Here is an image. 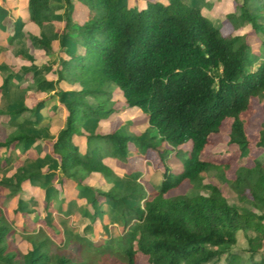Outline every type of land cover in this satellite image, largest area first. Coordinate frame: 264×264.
<instances>
[{"label": "trees", "instance_id": "1", "mask_svg": "<svg viewBox=\"0 0 264 264\" xmlns=\"http://www.w3.org/2000/svg\"><path fill=\"white\" fill-rule=\"evenodd\" d=\"M8 5L0 0V49L24 59L29 48L23 50L20 36L2 23L1 8ZM238 9L227 14L234 31L225 35L189 0H28L24 38L43 52L53 45L59 49L57 68L52 69L53 63L44 68L56 79H41L37 89L55 85L51 97L64 107L65 124L45 141L40 126L46 103L32 101L19 86L22 78L36 73L16 72L0 59V97H9L14 107H0V114L16 121L15 129L0 139V167L15 157L24 160L14 181L0 179V197L19 196L18 215L28 191L40 189L47 218L71 214L73 201L84 199L93 213L82 216V231L119 210L127 231L120 236L124 264H139L140 258L147 264H264V162L242 163L252 155L248 120L253 101L264 95V0H243ZM60 23L57 39H50L47 28ZM246 26L261 38L263 52H253L247 33L240 32ZM14 96L21 97L19 102ZM121 100L130 111L145 114L149 137L135 133L127 121L104 134L85 129L90 122L118 116ZM52 107L49 119L57 116L58 107ZM227 119L232 121L228 150L237 151L241 161L233 180L226 177L230 162L205 154ZM258 136L256 147L264 149V121ZM164 143L191 148L176 150L182 171L166 168L152 192L139 180L141 170L122 176L113 170L111 163L145 157L151 149L165 161L172 151L160 149ZM95 172L100 180L92 178ZM212 174L231 185L237 203L210 182ZM184 183L191 185V193L172 194ZM107 225L103 220L102 226ZM13 230L0 209V264H76L71 253L53 256L48 237L37 244L29 238L32 247L21 256L7 240ZM240 231L246 245L236 252Z\"/></svg>", "mask_w": 264, "mask_h": 264}, {"label": "rangeland", "instance_id": "2", "mask_svg": "<svg viewBox=\"0 0 264 264\" xmlns=\"http://www.w3.org/2000/svg\"><path fill=\"white\" fill-rule=\"evenodd\" d=\"M235 1H237L236 4ZM242 1L243 0H233V6L236 7L235 10L237 13H239L238 6L242 3ZM8 2V7L1 8L5 13L2 23L7 26L9 31L20 36L19 44H21L20 46L22 49L24 50L29 48V50L24 52V59L26 61H22L24 59L21 56L16 55L15 57L10 50L2 51L3 49H0L2 51H0V59L5 60L6 64H9L16 72H19L22 69L26 71L29 69L28 71L36 73L35 76L34 74L31 76L30 73L27 78H22L19 82V86L20 90L24 91L23 93L28 94V97L33 96L32 101L36 102L40 99L45 101L47 108L45 111L46 117L41 123L40 131L44 140L50 141V139L56 136L58 130L65 124V111L64 107L59 104L57 96L51 97L56 94L58 90L55 88V85L48 86V83H44V87H42L41 90L37 89V85L41 79L44 78L48 81L56 79V75L53 71L49 70L48 72L44 68L46 65H52V63V69L57 68L58 65L56 62L59 49L56 45H53L52 51L43 52L31 47V44L28 43L26 37L24 38L23 36V32L26 33V31L22 30V22L26 17V0H8ZM212 6L215 7V3H211V9ZM209 7L210 5H208L204 10L208 11ZM79 13L80 15L78 16L80 17H83L85 14L82 10H79ZM214 14L210 13L209 16L211 19H214L216 24L221 28L223 34L227 35L234 31L232 23L228 20V17L225 14ZM61 26V23L59 26L50 25L47 28L48 37L50 39H55L61 32ZM240 32L247 33V40L253 45V52L257 54L261 53L262 50L259 48L261 38L253 30H251L250 26L244 27ZM78 50L83 51V48L80 46L78 47ZM15 93H12V96ZM15 98L17 100L16 102H19L18 100L21 97ZM22 99L25 100L23 96ZM253 102L254 112L248 120V131L251 140L252 155L242 162L244 165L249 167L255 166L257 162H264V149L256 147V143L259 139L258 130L260 128V124L264 121V95L261 96V98H255ZM0 107L5 110H12L14 108L10 98L4 96L0 97ZM50 107L53 109L58 107V110L55 112L57 116L52 117V119H49L48 117L53 113H51ZM116 108L119 111L118 116H114L111 119L102 120L97 123L90 122L85 126V129L93 133H107L112 132L122 122L127 121L132 124L131 128L135 133L142 134L144 138L149 137L152 131L149 127L145 114L137 110L130 111L122 100L116 103ZM231 122V119H227L224 122L220 132L216 135L212 143L208 145L205 154L208 159L216 160L218 162H230L231 165L226 171V177L233 180L236 177V170L241 165V161L238 158L237 151L230 152L228 150ZM14 123L16 124V121ZM15 124H12V121L8 118V116L0 114L1 140H4L15 129ZM43 127H46L47 130H44ZM44 145L43 150L46 154H48L51 149V145L47 142L44 143ZM136 145L137 144L134 143L131 147L135 148ZM166 148L171 150L172 153L165 161H163L158 150L151 149L147 152L144 158L132 157L126 164L111 163L112 168L121 176L124 174L125 169L141 170L142 175L139 180L144 184L147 191L152 192L159 186L166 168H169L170 171L174 173L182 171L183 164H181V160L176 156L175 152L176 150H189L191 148V144L180 147L173 146L168 143L160 145V149L164 150ZM21 165H24V160L15 157L12 164L0 167V179L14 181L16 169ZM92 177L95 180H100L101 175L96 173L92 174ZM210 182L219 185L223 189L224 194L231 201L236 203L238 202V198L231 188V185H229V183L224 179L220 178V176L212 174ZM178 190L182 193H191L192 188L189 183H184L178 189L173 191L172 194H178ZM39 192L40 189H31L28 191L26 195L28 201L25 202L26 205L29 206L30 211L26 210L28 207H26L25 203H23V210L20 211L18 215L16 214V210L19 196L14 197L9 201H5L2 197H0V209L3 211L7 220L11 223V226L14 229L13 233L7 238L11 248L15 249L21 256H23L32 247L30 239H33L36 243L38 241H43L48 237L52 240L51 253L53 256L71 253L74 257L73 262L76 264H124V262H126L124 261L122 248L120 246V236L126 234L127 231L124 229L125 227L122 219L118 218L119 210H116L115 213H107V215L103 217L104 223L108 224L107 229L102 226V220V222H99L97 226H93L94 224L91 223V226L87 229V231H82L83 224H81L82 222L79 223L82 216H90L93 213V207L90 202H86L85 200L78 201L79 203L77 201H73V205H71V214L64 217L62 214L57 213L52 217V219L47 218L44 212L42 195ZM103 208H106L105 204L103 205ZM16 216H18V218H16ZM76 235L86 236V238L90 239V241L85 240L81 242ZM245 245L246 240L244 232L240 231L238 233V244L234 247V251H240ZM138 261L139 264H147L145 258H140ZM220 264L226 263L223 260Z\"/></svg>", "mask_w": 264, "mask_h": 264}, {"label": "crops", "instance_id": "3", "mask_svg": "<svg viewBox=\"0 0 264 264\" xmlns=\"http://www.w3.org/2000/svg\"><path fill=\"white\" fill-rule=\"evenodd\" d=\"M189 2L190 3H194V4H196L197 6H199V7H201L202 8V10H203V12L205 13V14H207V16L210 18V16H209V14L210 13H215V14H217V13H223V14H225L226 16H227V14L228 13H231V12H233V11H235V9H236V7L235 6H233V0H189ZM215 3V7L214 6H212V9H211V3ZM236 2L237 1H235V4H236ZM131 3H132V0H131ZM27 4H28V0H26V8H27ZM208 5H210V7H209V10L208 11H205L204 9L208 6ZM214 12H213V11ZM214 14V15H215ZM212 20H214V19H212ZM114 131V130H113ZM100 133V132H99ZM107 133H109V132H107ZM102 134H104V133H102ZM134 157H139L140 158V156H134ZM142 158H144V157H142ZM121 164H126V163H121ZM181 164H182V162H181ZM182 168H183V165H182ZM132 170V169H131ZM128 171H130V170H127V169H125V172H128ZM96 173H98V172H95V173H93V174H96ZM99 175H100V173H98ZM93 178V177H92ZM95 180V179H94ZM180 190H178L177 192L178 193H182L181 191L179 192ZM84 200V199H83ZM83 200H81V201H83ZM43 202V201H42ZM59 214V213H58ZM62 214V216H66V215H64L63 213H61Z\"/></svg>", "mask_w": 264, "mask_h": 264}]
</instances>
